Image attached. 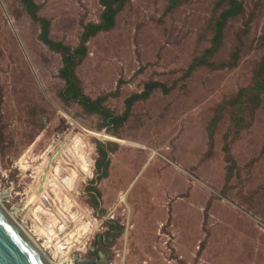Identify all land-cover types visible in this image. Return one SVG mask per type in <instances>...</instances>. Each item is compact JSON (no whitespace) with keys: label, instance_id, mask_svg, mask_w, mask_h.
Returning a JSON list of instances; mask_svg holds the SVG:
<instances>
[{"label":"rangeland","instance_id":"obj_1","mask_svg":"<svg viewBox=\"0 0 264 264\" xmlns=\"http://www.w3.org/2000/svg\"><path fill=\"white\" fill-rule=\"evenodd\" d=\"M32 1L39 19L0 0L11 217L55 264L61 240L70 260L98 240L109 264H264V0H237L220 35L227 0ZM41 20L103 110L64 96Z\"/></svg>","mask_w":264,"mask_h":264},{"label":"water","instance_id":"obj_2","mask_svg":"<svg viewBox=\"0 0 264 264\" xmlns=\"http://www.w3.org/2000/svg\"><path fill=\"white\" fill-rule=\"evenodd\" d=\"M3 194V193H2ZM5 194V193H4ZM17 211L13 209V212ZM94 258H76L74 264H108L107 256L99 251L95 241ZM0 264H50L33 242L18 227L0 204Z\"/></svg>","mask_w":264,"mask_h":264},{"label":"trees","instance_id":"obj_3","mask_svg":"<svg viewBox=\"0 0 264 264\" xmlns=\"http://www.w3.org/2000/svg\"><path fill=\"white\" fill-rule=\"evenodd\" d=\"M227 1L232 5L233 8L231 10H228V12H226L225 14H223L222 20L218 22L217 32H219V35L222 32L223 25L225 24L227 18L231 14H233L235 12L234 10H236L238 7L237 0H227ZM23 2L30 5L32 15L36 16L39 19V17L33 10V6L35 5L33 1L23 0ZM112 11H113L112 13H114V10ZM41 22L43 24L42 31H41V38L43 39V41L47 42L48 44L55 47L56 49L59 48V51H61L63 54L64 64H63V67L61 68V75L65 79V82H66L65 95L64 94L63 95L67 98L74 99L80 102L89 111L100 110L102 108L101 101L99 99H92L88 97L87 95L83 94V92L81 91L80 85H79L78 78L76 77L75 66L78 63V61H76V58H78L76 49L78 47L74 48L73 50H70L71 47L68 45H64L62 42L52 41L50 38V34H49L50 31H49L48 22L47 21L44 22L43 20H41ZM104 22L107 23L108 25H103V24L98 25L97 29H99L100 27L110 26L113 22V16L111 14H107V16L104 17ZM262 65L264 69V63ZM257 88L258 89L264 88V80L258 82ZM67 94H69L70 96H66ZM103 109L104 107L102 108V110Z\"/></svg>","mask_w":264,"mask_h":264},{"label":"bare ground","instance_id":"obj_4","mask_svg":"<svg viewBox=\"0 0 264 264\" xmlns=\"http://www.w3.org/2000/svg\"><path fill=\"white\" fill-rule=\"evenodd\" d=\"M90 164H89V161L84 158V161L82 163V171H86L87 173H90ZM0 204H1V197H0ZM2 206V205H1ZM3 207V206H2ZM4 208V207H3ZM5 209V208H4ZM8 213V212H7ZM9 214V213H8ZM10 216H12V214L10 213L9 214ZM12 218V217H11ZM14 220V219H13ZM16 222V221H15ZM17 223V222H16ZM18 224V223H17ZM18 227L25 233V235L33 242V244L38 248L40 249V252L43 253V255H45V257L48 259V261L50 262V264H55L53 260H51L47 254L45 253L44 250L41 249V247L35 242V240L33 238H31V236L25 231L23 230L19 224H18ZM88 230V225L87 223H84L82 226H80L78 229H77V232H74V233H71L69 234V237L70 238H75L76 236H80L82 235L84 232H87ZM80 231H83V232H80ZM54 235H51L50 237H53ZM69 238V239H70ZM56 240V239H55ZM61 241H59V243H57V251L59 252V255H63L64 257H58V259H60V261H58L57 264H74V261L75 260H70V258H68L67 256L69 255L68 252H65V250H67L69 247H65L63 244H60ZM67 244H70V243H67ZM64 258H67V259H64ZM109 264V263H108Z\"/></svg>","mask_w":264,"mask_h":264},{"label":"flooded vegetation","instance_id":"obj_5","mask_svg":"<svg viewBox=\"0 0 264 264\" xmlns=\"http://www.w3.org/2000/svg\"><path fill=\"white\" fill-rule=\"evenodd\" d=\"M96 241V240H95ZM100 251V250H99ZM101 252V251H100ZM103 254H105V253H103ZM89 255V258H94V253H93V251L91 250V252H90V254H88Z\"/></svg>","mask_w":264,"mask_h":264},{"label":"built area","instance_id":"obj_6","mask_svg":"<svg viewBox=\"0 0 264 264\" xmlns=\"http://www.w3.org/2000/svg\"><path fill=\"white\" fill-rule=\"evenodd\" d=\"M70 255V254H69Z\"/></svg>","mask_w":264,"mask_h":264}]
</instances>
